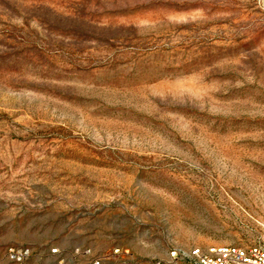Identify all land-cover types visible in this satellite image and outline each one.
Instances as JSON below:
<instances>
[{
	"label": "rangeland",
	"instance_id": "1",
	"mask_svg": "<svg viewBox=\"0 0 264 264\" xmlns=\"http://www.w3.org/2000/svg\"><path fill=\"white\" fill-rule=\"evenodd\" d=\"M210 245L264 246V0H0V264Z\"/></svg>",
	"mask_w": 264,
	"mask_h": 264
},
{
	"label": "built area",
	"instance_id": "2",
	"mask_svg": "<svg viewBox=\"0 0 264 264\" xmlns=\"http://www.w3.org/2000/svg\"><path fill=\"white\" fill-rule=\"evenodd\" d=\"M57 252L56 248L51 249ZM9 258L15 264H25L32 257L29 247L9 249ZM170 256L179 264H264V246L210 245L186 250H172ZM93 264H99L94 261Z\"/></svg>",
	"mask_w": 264,
	"mask_h": 264
}]
</instances>
